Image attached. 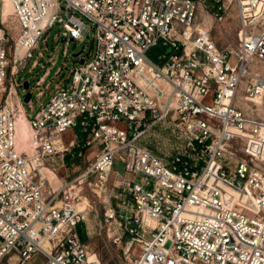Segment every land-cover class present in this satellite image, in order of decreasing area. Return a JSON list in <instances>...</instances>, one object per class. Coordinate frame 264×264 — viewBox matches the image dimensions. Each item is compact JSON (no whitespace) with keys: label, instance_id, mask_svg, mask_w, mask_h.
I'll use <instances>...</instances> for the list:
<instances>
[{"label":"built area","instance_id":"built-area-1","mask_svg":"<svg viewBox=\"0 0 264 264\" xmlns=\"http://www.w3.org/2000/svg\"><path fill=\"white\" fill-rule=\"evenodd\" d=\"M8 1L17 33L10 43L1 19L0 264L40 255L39 264H104L78 230L90 211L79 208L86 182L129 264H264V122L242 106L264 94V79H249L253 62H264L262 12L251 15L261 0ZM232 5L237 45L223 49L208 24L223 23ZM55 24L67 33L64 55L93 31L92 48L57 69L59 83L37 92L50 96L34 111L43 71L29 112L17 75L29 63L54 65L37 50ZM157 46L165 50L153 58ZM21 115L30 128L24 148ZM160 123L182 141L165 157L143 143ZM80 134L85 150L76 157L92 155L82 173L60 180Z\"/></svg>","mask_w":264,"mask_h":264},{"label":"rangeland","instance_id":"rangeland-1","mask_svg":"<svg viewBox=\"0 0 264 264\" xmlns=\"http://www.w3.org/2000/svg\"><path fill=\"white\" fill-rule=\"evenodd\" d=\"M247 0H244V5L247 7ZM0 3V21L3 17L5 20V29L8 31L10 36V43H13L11 36H15L17 33V25L14 18V14L11 6L8 3ZM258 21V29L262 30L264 28V0H261L258 10H251V15L260 14ZM240 17L239 11L235 5H232L229 14L223 23H218L211 19L208 26L211 29L212 35L215 37L218 45L223 48H233L237 45V34L240 30ZM63 36H67L65 30L59 25L55 24L44 37H47L48 40V50L46 49V43L44 42V37L40 40L39 50L45 52L46 61L49 57H52L54 60V65L51 61L46 62L45 66L41 68V65L36 69H31V63L23 69L18 75L17 79H21L22 83L25 81H31L29 89H26L24 85L19 88V93L22 95L25 102V106L30 112L29 105L25 101V96L33 85H35L39 76L42 75L43 71L49 68V75L45 78V81L42 87H37L33 90L32 98L34 100V111H37L49 98L50 94L48 91L46 95L41 97L39 100L37 98V92L49 82L51 86L55 87L61 78V75H56V71L60 66L71 68L73 62L79 61L85 55H88L92 48V38L93 31L90 33V40L71 41L70 45L67 47V52L64 55L63 51L66 48L65 42L62 40ZM84 50L80 55H76L78 52ZM154 52H151V56L154 57ZM66 71V70H65ZM250 81L252 78L260 77L264 79V62L256 60L253 62L250 68ZM246 85L242 86V89L245 91ZM242 106L254 117L264 122V94L263 96L258 97L254 102L245 101L242 102ZM32 115L34 113H31ZM22 128H20V146L27 147L29 143L30 128L26 121L22 122ZM25 128V129H24ZM143 143L152 147L160 156L165 157L169 156L178 149V146L182 144V141L176 137L173 133L172 126L169 123H160L155 126L151 131L147 132L143 138ZM72 153H69L65 156V165L59 169L58 177L60 180L67 179V181L72 180L74 177L79 175L85 170L87 160L91 157L92 153L89 152L85 159H79L76 161ZM70 155L71 158L68 160L67 156ZM243 156V155H240ZM258 164L264 168V158L258 161ZM115 170L120 173H124V163L120 160L115 161L114 165ZM48 175L50 178H54L53 186L55 188L59 187V182L57 177L49 172ZM39 178V176H38ZM45 186L47 190L51 189L49 183L45 181ZM82 200L86 205L84 208L89 209L88 214L86 215L85 222L83 223V229L85 232V242L89 246L91 253H97L99 258L104 264H129V261L123 256L119 247L107 236V229L104 225L103 220V203L100 202L97 197L92 193L89 183H84L83 190L81 192ZM82 208V209H84ZM44 257L42 255L38 256L30 264H39L43 261Z\"/></svg>","mask_w":264,"mask_h":264},{"label":"trees","instance_id":"trees-1","mask_svg":"<svg viewBox=\"0 0 264 264\" xmlns=\"http://www.w3.org/2000/svg\"><path fill=\"white\" fill-rule=\"evenodd\" d=\"M165 48L164 47H161V46H157L153 49V51H164ZM84 140H85V136L84 135H79V139H78V142L74 145V147L72 148V151L74 153V156L73 158L76 160V161H79L80 158H77L76 155L77 153L80 151V150H85V147L83 146V143H84ZM68 160L71 158L70 155L67 156ZM79 233H80V236L82 238L83 241H85V232H84V229H83V224H80L79 225Z\"/></svg>","mask_w":264,"mask_h":264},{"label":"bare ground","instance_id":"bare-ground-1","mask_svg":"<svg viewBox=\"0 0 264 264\" xmlns=\"http://www.w3.org/2000/svg\"><path fill=\"white\" fill-rule=\"evenodd\" d=\"M4 3H8L10 6H11V8H12V5H11V3L8 1V0H4ZM3 3V4H4ZM12 11H13V8H12ZM13 14H14V12H13ZM2 19V22L3 23H5V20H4V18L2 17L1 18ZM23 121H26V123H27V120L25 119V117L23 116V115H21L19 118H18V123H17V130H18V142H19V145H20V143H21V140H20V128H22V125H23ZM25 129V128H24ZM84 202H87V201H84ZM82 203V204H80L79 205V208H80V210H85L86 208H84L85 207V203ZM82 208H84V209H82ZM92 254H94V253H92Z\"/></svg>","mask_w":264,"mask_h":264},{"label":"water","instance_id":"water-1","mask_svg":"<svg viewBox=\"0 0 264 264\" xmlns=\"http://www.w3.org/2000/svg\"><path fill=\"white\" fill-rule=\"evenodd\" d=\"M62 40H63V41L65 40V36L62 37ZM81 52H82V51L78 52L76 55H80ZM23 85H24V87H25L26 89H29V83H28V81H25V82L23 83ZM29 96H30V92H28V93L26 94V96H25V101H26V102L29 100Z\"/></svg>","mask_w":264,"mask_h":264}]
</instances>
